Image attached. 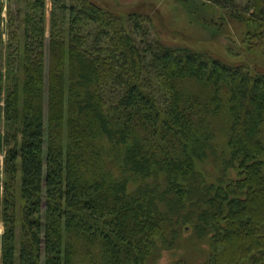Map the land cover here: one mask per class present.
<instances>
[{"label": "trees", "instance_id": "16d2710c", "mask_svg": "<svg viewBox=\"0 0 264 264\" xmlns=\"http://www.w3.org/2000/svg\"><path fill=\"white\" fill-rule=\"evenodd\" d=\"M16 1L0 264H157L187 228L210 239L204 264H264V72L93 0H52L47 38V0ZM233 14L255 27L246 51L264 49V0Z\"/></svg>", "mask_w": 264, "mask_h": 264}, {"label": "rangeland", "instance_id": "374dc122", "mask_svg": "<svg viewBox=\"0 0 264 264\" xmlns=\"http://www.w3.org/2000/svg\"><path fill=\"white\" fill-rule=\"evenodd\" d=\"M99 5L119 14L139 13L149 16L159 36L167 44L190 45L206 50L218 58L232 63H247L264 72V49L254 47L246 51L243 45L248 32L254 26L247 19L235 17L233 12L243 10L248 0H238L237 9L223 8L209 0H93ZM4 12L0 32L4 43L0 47V68L6 69L7 61L13 49H9L11 29L18 26V11L24 3L16 0H3ZM9 11L12 17L9 16ZM52 0H47V38L50 33ZM13 18L14 26L9 27ZM48 43V41H47ZM48 48V47H47ZM231 49V50H230ZM49 69V50L46 49V74ZM2 103L0 107H2ZM5 132L0 120V135ZM3 164L4 156L0 152ZM205 170L213 178L215 170L211 162ZM2 171V167L0 168ZM235 176V175H234ZM171 250H162L157 264H204L210 257V239H200L191 228L185 229ZM3 227L0 226V233ZM244 264H251L245 262Z\"/></svg>", "mask_w": 264, "mask_h": 264}]
</instances>
